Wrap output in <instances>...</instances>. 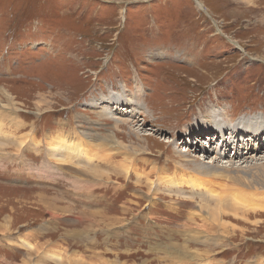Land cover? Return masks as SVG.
Returning <instances> with one entry per match:
<instances>
[{
	"label": "rangeland",
	"instance_id": "obj_1",
	"mask_svg": "<svg viewBox=\"0 0 264 264\" xmlns=\"http://www.w3.org/2000/svg\"><path fill=\"white\" fill-rule=\"evenodd\" d=\"M0 98V145L17 148L0 146V264H22L25 242L32 257L55 242L60 264L71 249L96 264H264V195L250 190L240 200L261 212L227 214L226 239L184 236L204 191L188 186L210 180L198 167L227 165L225 144L239 141L237 166L264 164L243 139L264 134V0H0ZM132 131L149 151L113 147V134L138 145ZM49 141L77 145L60 153L66 165ZM86 166L108 177L85 178ZM93 211L119 224L88 232ZM67 215L82 219L67 226Z\"/></svg>",
	"mask_w": 264,
	"mask_h": 264
},
{
	"label": "bare ground",
	"instance_id": "obj_2",
	"mask_svg": "<svg viewBox=\"0 0 264 264\" xmlns=\"http://www.w3.org/2000/svg\"><path fill=\"white\" fill-rule=\"evenodd\" d=\"M238 1L241 4H243L245 2L247 4V2H250L253 0H238ZM1 92H3L7 97L8 101L6 100L7 101L6 103L12 105L13 110H16V111L19 110V109H17V107L14 106L15 105V103L13 102L14 98L12 97V95L9 94L8 90L6 88H2ZM122 99L124 101H126V104H128L127 99H124L123 97H122ZM40 102H38L37 104L40 105ZM1 103H2V101L0 98V106L2 105ZM41 104H42L43 108L40 107L41 105L39 107H37V111H38L37 113H39V114L44 113V111H46V112L50 111L52 109L49 107L50 103L47 100L43 101ZM45 107H47V108H45ZM114 107H117V105ZM124 122L129 123V121H126V120ZM131 124H132V122H131ZM243 124H248V122H243L242 120L238 121L235 129H232V128L231 129L236 132L241 127V125H243ZM251 129H253V130H251ZM69 130H70V128H69ZM250 131H253V132L250 134H247V135H243V139L244 140L248 139V140L252 141L253 143H255V145H257V147L251 146L249 144H245L244 148H249L250 153L251 154L254 153L251 156V158H252V160H255L257 158L256 157L257 155L255 154L256 152L257 153L258 152L264 153V148L262 150L260 149V146L264 142L262 139V138H264V134L261 135V133H260L261 128L260 127H255V128L250 127ZM263 132H264V130H263ZM83 133L84 132H80L82 137L78 136L81 140H83V137H84ZM132 133H134V132L132 131ZM241 133L244 134V131H242ZM68 134H70V133H68ZM71 134H72V132H71ZM71 134L68 136L65 133L64 134L62 133L60 136L64 140H69L70 137L75 136V135L73 136ZM139 134H137V132H135L133 134L138 138V141H139L138 145H135V146L131 144L133 142L132 138L130 140V144L127 145V143L120 140L119 138H117L116 135L113 134V136H112V144H114L113 147H115L117 150H120V149L124 150L125 149V151H127V149H130V150L132 149L136 152L149 151L150 148L147 146V144L144 143V139ZM234 135L236 136V134H234ZM98 138H100L99 140L101 141V144L104 145V143H105L104 136H99ZM86 140H88V137L86 138ZM80 142H78V143H80ZM65 143H66V141H65ZM241 143H245V142L239 141L237 143H229L227 145L225 144V148L226 149L227 148H233V153H234L232 158L225 162V163H227V165L215 164L214 166L205 165V167H198L197 168V171L199 172V174H205L207 176H210L209 177L210 180L208 183V180H206L204 178L197 177L196 175H194L193 179H192V181L194 182V186L193 185H192V187L188 186L192 189H204V191H203L202 197L199 198L200 202L198 200V205H197V209L195 211V214H192V217L190 218L191 219L190 223L192 224V226L194 228H190L189 230H185L186 233L184 234V236L189 237L190 239H193V238H206V239L208 238L209 239L210 237L220 236V235H223L222 238H224L225 236L228 237L227 235L232 232V227L229 226L230 223H228L224 220V218L226 219L225 216L227 214H233V215L241 216L242 214L250 212V211L260 210L258 208L257 209H255V208L250 209L251 207H248L242 203L241 198H242V196H248V195H246V191H249V190H250V194L255 195L256 197L260 196V195H264V164L258 163V165H257V163H255L256 164L255 166H250V165L237 166L235 160L236 159H243V158H241V156L243 154H245L244 153L245 151H242V149H241L242 146H239ZM12 145H14V144H12ZM12 145H11V147H7L3 143V145H0V146H5L6 148H10L13 151V148H16V147H15V145H14V147ZM49 145H50L49 147L52 149L51 155H52L53 159H57L59 164L62 166L66 165V163H63V162H61V160H59L60 153H62L63 151H66L65 153H62V157L66 158L67 157L66 155L71 154V151L75 150V148L77 146L76 145L74 148H72L70 145H67V143H66L65 146H63V147L60 146L61 148H57V146H59L58 142L56 144H53L50 141H49ZM61 145H62V143H61ZM1 149H4V147H0V150ZM16 150H17V148H16ZM82 150H83L82 154L85 155L86 149L82 148ZM46 155H48V154H46ZM49 157H51V156H49ZM247 157H249V156H247ZM111 158H112V156L111 157L107 156V159H111ZM95 159H96L95 157L94 158L90 157L88 159V161H89L88 163L93 162ZM98 159H102L101 156H99ZM256 160H258V159H256ZM259 160H260V158H259ZM204 162L207 164H211L213 161L212 160H206ZM243 162H245V161H243ZM42 167L46 168L44 166H42ZM90 168L91 167L86 166V168H84L83 170H79V171L81 172V175L83 174L85 176V178H87L88 176L92 177V178H97V179H104L105 177L106 178L108 177V174H106V176H105V173H103L104 170L102 172H100V171L90 170ZM47 170L49 171V168ZM51 174L52 173H50V172H48V174H45L46 178H47V176L50 177ZM55 178H59V177H55ZM59 179H61V177ZM59 179L57 181H59ZM181 179L179 181H181ZM82 180H83V178H82ZM226 180H228V183H224ZM77 181H79V180H77ZM53 182H56V181L53 180ZM72 183L77 186L76 182H72ZM74 190H76V189H74ZM237 192H238V194H237ZM149 193L147 195H149ZM239 193H240V195H239ZM74 194H77V192L75 191ZM78 194H79V192H78ZM45 198L51 200L53 204H55V201H58L57 200L58 198L56 199V198L48 197V196H46ZM261 198L262 197H260V199ZM153 199H154V196H153ZM53 208L59 209V207H57L56 205H54ZM63 208L65 209L66 212H71L70 210H72V207H70L68 204L63 206ZM241 210H244V211H241ZM260 212H261V210H260ZM55 214L57 215V212ZM89 214H90V217H89L90 218L89 219L90 225L88 227V232H91V231L93 232V230L99 229V227L103 226V225L106 227H113L114 228L115 226H117V224H119V223L114 222L113 218L104 212L93 211ZM195 216H198L199 219L200 218L201 219L198 221L197 219L194 218ZM106 218H108V219H106ZM65 219H66V221H68V222H65L67 224V226H70V225L75 224L76 222L78 223L79 221H81L82 217H78V219H77V218H72V216L70 217V215H67V217H65ZM96 226H98V227H96ZM228 226L230 227L229 229H228ZM94 227H96V228H94ZM47 230L52 234H55L54 231H56V229H50V228H47ZM78 230L79 229H77L74 237L71 236V234L69 232H66L65 235L67 237H69L73 242H76L78 237H79L78 236ZM14 231H12V232H14ZM0 233L5 234L6 233L5 228H2L0 230ZM36 234L39 235L38 232ZM226 237H225V239H226ZM18 238H21V236H16L14 238V240L18 241ZM24 245L29 250V252L27 254L26 259L23 261L22 264H60L59 254L55 253L54 251L51 253V247L53 250L55 242H53L52 244L44 243L43 248H42V249H44V252H42V251L40 252V250H37V252L34 253L33 257H32L33 254H30V247L33 248L34 245L30 242H25ZM81 245H82V243H81ZM225 245H226V243H225ZM65 246H66V243H65ZM60 247H61V244H60ZM185 249L186 250L182 251V254L184 257L192 258V256H194L196 253L190 249L188 250V247H185ZM210 252H212V251H210ZM49 253H51V254L46 258L47 254H49ZM88 256L89 255L87 253L84 254L78 250L71 249L70 253H68V255H66V261H65L66 263L65 264H93V263L96 264L97 263V261L95 259L91 258V256L89 258ZM197 256H198V258H196V260L204 257V253L198 252L196 254V257ZM41 259H43L44 262H41ZM115 260H116V258H115ZM101 262L102 263L106 262L108 264V260L106 259V257H104L103 260H101Z\"/></svg>",
	"mask_w": 264,
	"mask_h": 264
},
{
	"label": "crops",
	"instance_id": "obj_3",
	"mask_svg": "<svg viewBox=\"0 0 264 264\" xmlns=\"http://www.w3.org/2000/svg\"><path fill=\"white\" fill-rule=\"evenodd\" d=\"M59 178H60V177H59ZM68 181H69V180H68ZM79 189L82 190L80 187H79ZM76 190H78V188H77ZM66 241H67V240H66ZM65 243H66V242H65Z\"/></svg>",
	"mask_w": 264,
	"mask_h": 264
}]
</instances>
